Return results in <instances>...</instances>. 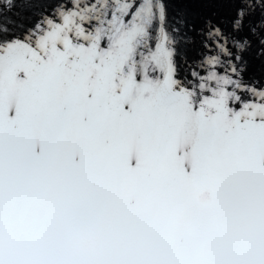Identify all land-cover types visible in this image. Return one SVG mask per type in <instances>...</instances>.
<instances>
[{
    "label": "snow or ice",
    "instance_id": "1",
    "mask_svg": "<svg viewBox=\"0 0 264 264\" xmlns=\"http://www.w3.org/2000/svg\"><path fill=\"white\" fill-rule=\"evenodd\" d=\"M0 264H264V0H0Z\"/></svg>",
    "mask_w": 264,
    "mask_h": 264
},
{
    "label": "bare ground",
    "instance_id": "2",
    "mask_svg": "<svg viewBox=\"0 0 264 264\" xmlns=\"http://www.w3.org/2000/svg\"><path fill=\"white\" fill-rule=\"evenodd\" d=\"M177 7H183L182 5H176V4H170L169 10H174ZM190 10L194 13L199 14H210L211 12L215 11L218 12L220 15H226L227 14V7L226 6H219V5H213V6H206V5H190L188 6ZM12 12V11H10ZM25 14L18 13V17L23 18ZM19 18V19H20ZM181 51L185 54V56H188L187 60L189 63H191L195 59H199V57L202 55L201 51L199 50L198 43L196 45L188 46L186 48L182 47ZM215 50L213 49V52ZM211 54V53H210ZM221 59H224L221 57ZM222 71V70H221ZM250 74H254L256 76L260 75L259 65L256 62H252L250 67Z\"/></svg>",
    "mask_w": 264,
    "mask_h": 264
}]
</instances>
